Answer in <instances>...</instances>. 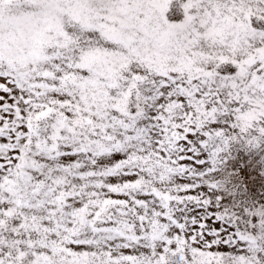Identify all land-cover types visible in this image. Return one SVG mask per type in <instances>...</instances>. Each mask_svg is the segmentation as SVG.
<instances>
[{"label":"snow or ice","instance_id":"obj_1","mask_svg":"<svg viewBox=\"0 0 264 264\" xmlns=\"http://www.w3.org/2000/svg\"><path fill=\"white\" fill-rule=\"evenodd\" d=\"M264 142V0H0V264H260L264 210L211 174Z\"/></svg>","mask_w":264,"mask_h":264},{"label":"rangeland","instance_id":"obj_2","mask_svg":"<svg viewBox=\"0 0 264 264\" xmlns=\"http://www.w3.org/2000/svg\"><path fill=\"white\" fill-rule=\"evenodd\" d=\"M208 189L218 213L247 223L250 213L264 210V142L253 148L243 142H233L221 153L211 174ZM264 264V251L250 253Z\"/></svg>","mask_w":264,"mask_h":264}]
</instances>
